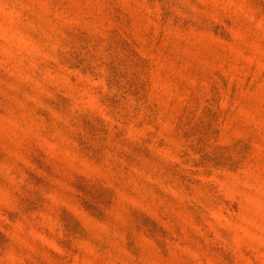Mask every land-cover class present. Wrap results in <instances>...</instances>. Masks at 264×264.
I'll use <instances>...</instances> for the list:
<instances>
[{"label": "rangeland", "instance_id": "374dc122", "mask_svg": "<svg viewBox=\"0 0 264 264\" xmlns=\"http://www.w3.org/2000/svg\"><path fill=\"white\" fill-rule=\"evenodd\" d=\"M0 264H264V0H0Z\"/></svg>", "mask_w": 264, "mask_h": 264}]
</instances>
